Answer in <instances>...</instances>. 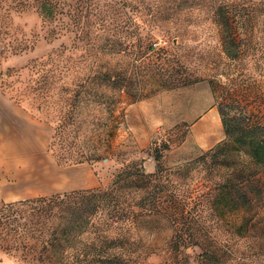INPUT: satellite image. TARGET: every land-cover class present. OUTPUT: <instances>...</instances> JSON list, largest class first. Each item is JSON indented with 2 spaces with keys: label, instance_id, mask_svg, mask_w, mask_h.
Returning a JSON list of instances; mask_svg holds the SVG:
<instances>
[{
  "label": "rangeland",
  "instance_id": "rangeland-1",
  "mask_svg": "<svg viewBox=\"0 0 264 264\" xmlns=\"http://www.w3.org/2000/svg\"><path fill=\"white\" fill-rule=\"evenodd\" d=\"M233 1L241 16L233 30L245 50L240 58L224 52L211 21L213 0H0V94L51 126L57 165L76 164L98 145L101 157L89 163L97 185L133 161L154 171L152 148L160 142L168 146L161 162L173 166L225 138L217 102L229 117L246 116L264 128V6ZM44 4L54 16H41ZM96 74L134 76L141 95L119 92L108 115L92 96ZM101 88L111 91L110 84ZM242 155L238 167L251 166ZM63 181L65 188V175ZM251 181L246 235L233 234L230 219L206 216L217 242L204 247L223 264H264V170ZM187 251L190 264H212L198 257V247ZM34 263L0 248V264Z\"/></svg>",
  "mask_w": 264,
  "mask_h": 264
},
{
  "label": "trees",
  "instance_id": "trees-1",
  "mask_svg": "<svg viewBox=\"0 0 264 264\" xmlns=\"http://www.w3.org/2000/svg\"><path fill=\"white\" fill-rule=\"evenodd\" d=\"M213 2L211 21L217 35L219 26L224 52L234 58L244 56L239 33H233L241 21L237 4L233 0ZM260 3L264 6V0ZM40 14L50 18L55 12L44 4ZM90 79L95 83L94 102L105 103L108 115H112L119 92L141 95L134 76L96 74ZM106 84L111 91L101 88ZM216 105L225 138L193 158L166 166L160 159L168 146L160 142L152 148L156 161L152 172L133 161L114 172L105 186L3 203L0 248L20 251L34 264H190L187 249L196 246L198 257L223 264L213 248L204 247L217 242L205 229L206 216L230 219L233 234H247L253 212L247 185L264 170V128L250 123L246 116L229 117L218 102ZM99 149L94 145L74 163L100 159ZM243 153L251 166L238 167L244 161ZM194 180L203 187L194 186ZM151 258L154 260L149 262Z\"/></svg>",
  "mask_w": 264,
  "mask_h": 264
},
{
  "label": "crops",
  "instance_id": "crops-1",
  "mask_svg": "<svg viewBox=\"0 0 264 264\" xmlns=\"http://www.w3.org/2000/svg\"><path fill=\"white\" fill-rule=\"evenodd\" d=\"M51 135L48 123L0 94V199L9 202L97 186L91 164L55 163L49 151Z\"/></svg>",
  "mask_w": 264,
  "mask_h": 264
}]
</instances>
